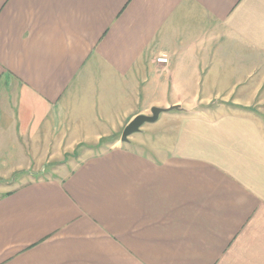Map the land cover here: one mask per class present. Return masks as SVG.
Segmentation results:
<instances>
[{
    "label": "crops",
    "instance_id": "0c3cea01",
    "mask_svg": "<svg viewBox=\"0 0 264 264\" xmlns=\"http://www.w3.org/2000/svg\"><path fill=\"white\" fill-rule=\"evenodd\" d=\"M263 106L264 0H0V264H264Z\"/></svg>",
    "mask_w": 264,
    "mask_h": 264
},
{
    "label": "rangeland",
    "instance_id": "374dc122",
    "mask_svg": "<svg viewBox=\"0 0 264 264\" xmlns=\"http://www.w3.org/2000/svg\"><path fill=\"white\" fill-rule=\"evenodd\" d=\"M264 108V106H263ZM264 111V109H263ZM150 114V113H149ZM165 122V120H163ZM142 126L147 127L150 126L151 128L153 127V130L148 132V133H143V137L146 140V144L150 145V144H154L157 145L158 144V140H159V133H161L162 131V126H163V122L161 120L157 121L156 123H144L142 124ZM109 142V143H108ZM111 140L109 141H104L100 146H88L87 148H83V146L77 147V148H62L61 151H67L68 155H64L63 159L61 160V162H65V158H67L66 160L68 162L69 167H72L74 165H76V163H78L79 159H83L85 157V155H87L88 153H100V152H104L106 151V149L109 148V145H111ZM113 144V143H112ZM159 146V144L157 145ZM74 149V150H72ZM84 151V153H83ZM145 151H148L147 149ZM76 153V155H75ZM69 158V159H68ZM77 161V162H76ZM40 166V165H39ZM40 176H43V174H39ZM48 175V174H46ZM12 179L10 178V180H5V179H1L0 178V182L1 184L7 183V187L6 188H11L12 184H9L11 181H13V185L18 183V182H22V181H26L27 177H23L22 180H19L18 176H20L19 174L16 175L17 177L14 178L13 174L11 175ZM18 178V179H17ZM29 179V178H28ZM16 180V182H15ZM4 182V183H3ZM12 183V182H11ZM0 186H4V185H0Z\"/></svg>",
    "mask_w": 264,
    "mask_h": 264
},
{
    "label": "water",
    "instance_id": "95a60500",
    "mask_svg": "<svg viewBox=\"0 0 264 264\" xmlns=\"http://www.w3.org/2000/svg\"><path fill=\"white\" fill-rule=\"evenodd\" d=\"M174 108H178L177 105L162 108L158 106H153L150 108V114H137L135 115L127 124L124 126L122 129L121 134H120V140L121 141H127L128 136L131 134L139 131L140 126L144 123H149V122H154L157 118L158 115L161 112H165Z\"/></svg>",
    "mask_w": 264,
    "mask_h": 264
},
{
    "label": "built area",
    "instance_id": "2783aa9c",
    "mask_svg": "<svg viewBox=\"0 0 264 264\" xmlns=\"http://www.w3.org/2000/svg\"><path fill=\"white\" fill-rule=\"evenodd\" d=\"M156 62L159 63H167L168 62V57L166 55H161L156 57Z\"/></svg>",
    "mask_w": 264,
    "mask_h": 264
}]
</instances>
